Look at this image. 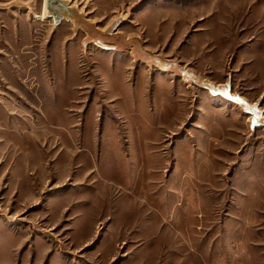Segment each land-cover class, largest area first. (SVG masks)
Here are the masks:
<instances>
[{
	"label": "rangeland",
	"instance_id": "1",
	"mask_svg": "<svg viewBox=\"0 0 264 264\" xmlns=\"http://www.w3.org/2000/svg\"><path fill=\"white\" fill-rule=\"evenodd\" d=\"M70 1L0 17V264H264V0Z\"/></svg>",
	"mask_w": 264,
	"mask_h": 264
},
{
	"label": "crops",
	"instance_id": "2",
	"mask_svg": "<svg viewBox=\"0 0 264 264\" xmlns=\"http://www.w3.org/2000/svg\"><path fill=\"white\" fill-rule=\"evenodd\" d=\"M38 2H40L39 9L41 6L43 9L45 7L46 0H0V17L4 16L5 18H7L9 12H14L16 14L20 12H24V14H26V12H29V14L33 11L38 12ZM259 15L261 16L260 18L257 19L255 17V24H258L256 25L258 26L257 31L260 30L259 32H262L264 30V10ZM25 26L27 27V23L25 24ZM250 34L252 35L254 33ZM257 37L258 35H256V38ZM250 38L253 39L249 40L248 43L252 42L255 39V36L252 35ZM259 43L261 44H259L258 47L254 48V52L257 50L259 51L258 57H256V59L254 60L251 59L252 62L249 61V64L251 63L252 65L253 63L254 69H259V75H264V73L262 72L264 70V39ZM254 77L255 76H253V78ZM255 81L256 83L254 82L253 85L256 88V93L252 94L250 92H243V95H233L232 104H234L233 101L239 102V105H234L239 107V113L243 119V125H248L250 129L259 130L264 128V100H262L264 96V79L260 83L259 78L256 79L255 77ZM224 125L226 128L228 127V129H230V127L232 126V121H230L229 124L224 123Z\"/></svg>",
	"mask_w": 264,
	"mask_h": 264
},
{
	"label": "water",
	"instance_id": "3",
	"mask_svg": "<svg viewBox=\"0 0 264 264\" xmlns=\"http://www.w3.org/2000/svg\"><path fill=\"white\" fill-rule=\"evenodd\" d=\"M72 4L70 0H46V15L53 20L55 26H59L63 21H67L72 24L75 32L79 30L85 31V25L88 24L90 26L87 14L81 11L78 6ZM114 29H116L115 26L113 27Z\"/></svg>",
	"mask_w": 264,
	"mask_h": 264
},
{
	"label": "flooded vegetation",
	"instance_id": "4",
	"mask_svg": "<svg viewBox=\"0 0 264 264\" xmlns=\"http://www.w3.org/2000/svg\"><path fill=\"white\" fill-rule=\"evenodd\" d=\"M96 46H98V45H96Z\"/></svg>",
	"mask_w": 264,
	"mask_h": 264
}]
</instances>
